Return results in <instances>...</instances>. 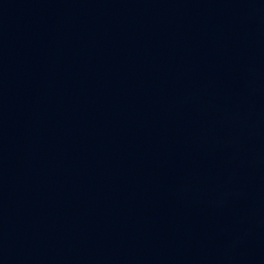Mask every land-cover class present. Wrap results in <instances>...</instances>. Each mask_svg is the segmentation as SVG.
Listing matches in <instances>:
<instances>
[{
    "label": "water",
    "instance_id": "1",
    "mask_svg": "<svg viewBox=\"0 0 264 264\" xmlns=\"http://www.w3.org/2000/svg\"><path fill=\"white\" fill-rule=\"evenodd\" d=\"M0 264H264V0H0Z\"/></svg>",
    "mask_w": 264,
    "mask_h": 264
}]
</instances>
